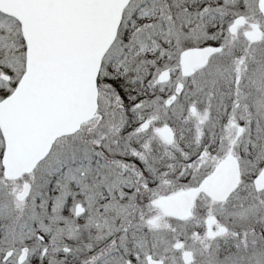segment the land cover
Segmentation results:
<instances>
[{"label": "snow or ice", "instance_id": "obj_1", "mask_svg": "<svg viewBox=\"0 0 264 264\" xmlns=\"http://www.w3.org/2000/svg\"><path fill=\"white\" fill-rule=\"evenodd\" d=\"M0 264H264V0H0Z\"/></svg>", "mask_w": 264, "mask_h": 264}]
</instances>
